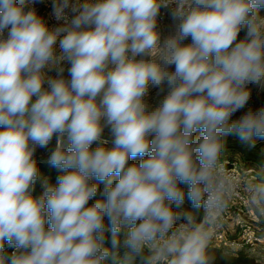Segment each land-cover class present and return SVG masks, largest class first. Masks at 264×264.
<instances>
[{
    "label": "clouds",
    "instance_id": "9594fccd",
    "mask_svg": "<svg viewBox=\"0 0 264 264\" xmlns=\"http://www.w3.org/2000/svg\"><path fill=\"white\" fill-rule=\"evenodd\" d=\"M35 2L0 0V264H210L225 138L264 140V0Z\"/></svg>",
    "mask_w": 264,
    "mask_h": 264
},
{
    "label": "built area",
    "instance_id": "2783aa9c",
    "mask_svg": "<svg viewBox=\"0 0 264 264\" xmlns=\"http://www.w3.org/2000/svg\"><path fill=\"white\" fill-rule=\"evenodd\" d=\"M51 17L55 21L52 11ZM168 22L169 18L162 13L161 29ZM220 167L229 178L230 186L225 195V206L220 210L216 224L210 228L212 235L208 248L258 258L264 252V198L255 189L264 186V182L254 168H246L237 160L220 163ZM185 204L189 207L186 211H191ZM195 215L199 218L203 213L196 212ZM5 250L12 251L7 245Z\"/></svg>",
    "mask_w": 264,
    "mask_h": 264
},
{
    "label": "trees",
    "instance_id": "16d2710c",
    "mask_svg": "<svg viewBox=\"0 0 264 264\" xmlns=\"http://www.w3.org/2000/svg\"><path fill=\"white\" fill-rule=\"evenodd\" d=\"M96 146V145H93ZM244 148V149H242ZM245 152L244 154V165L246 168H253L254 166L262 169L264 168V140H257L255 142V145H248L240 141V139L233 135L228 136L225 138V146L221 154L220 163L228 162L230 163L233 160V154L234 152ZM41 160H38V167L40 169L41 177L51 176L52 179H56V176L59 174L55 169L49 167L45 163L40 162ZM137 161H129V163H135ZM54 180H52L53 182ZM41 187L39 181L36 184L35 187V193L40 194ZM110 236V234H106ZM215 250V251H213ZM217 250L223 253L221 249L216 248H207L208 255L210 257V264H234L236 260L221 257L220 254L217 253ZM216 252L217 256H214L213 253ZM212 253V254H211ZM219 255V256H218ZM242 254H239L238 259H243L244 256H240ZM245 264H256L254 260H247Z\"/></svg>",
    "mask_w": 264,
    "mask_h": 264
},
{
    "label": "rangeland",
    "instance_id": "374dc122",
    "mask_svg": "<svg viewBox=\"0 0 264 264\" xmlns=\"http://www.w3.org/2000/svg\"><path fill=\"white\" fill-rule=\"evenodd\" d=\"M38 14L49 24V26H55L56 25V21H54L51 17V11H52V0H36L35 4L33 5ZM262 15H264V10H262L261 12ZM169 25H170V20L169 22L162 28V31H164L165 33H167V31L169 30ZM244 35V32L242 31L240 33V38H242ZM50 74H54V73H50ZM66 74V73H65ZM152 95H155V90H153V93ZM261 105H264V93H261L258 89L256 88H253L252 90V95H251V98L249 100V107H252V108H258L260 107ZM246 110V109H245ZM243 113L242 112H237L235 114V116L233 117L234 119L235 118H238L240 115H242ZM105 136L107 137L108 136V130L105 129ZM53 143H55V141H53ZM95 147V146H93ZM244 149V148H242ZM244 154L245 152H234V154L232 155L233 156V160H237L239 161L240 164H242L244 167ZM36 157L38 158V160H43L45 157H44V153L40 150L37 151L36 153ZM255 169V172L256 174L259 175L260 178H262L261 180L264 182V168L260 169L256 166L253 167ZM43 177H47L51 183H55L56 179H52L51 176H42ZM52 180H54L52 182ZM95 182V181H93ZM103 189V185H100L99 188H98V194L96 196L95 199H101V196L99 195V192L102 191ZM42 190V189H41ZM34 195H39V194H36L34 192ZM95 201H90L89 203H94ZM189 207L185 204L184 205V209L183 210H188ZM108 236V235H106ZM110 238V236H108ZM215 251V250H213ZM223 253H221L220 251L217 250V253L220 254V256L222 257H225V258H230V259H233V260H236L234 261L235 263L234 264H245L247 260H254V262L256 264H264V252L261 253V255H259L258 258H255V257H249L248 255L246 254H242L244 256L243 259H238V256L239 255H232V254H229L225 251H222ZM120 254L123 255V249H121L120 251ZM212 254V253H211ZM214 256H217L216 255V252L213 253ZM240 255V256H242ZM219 256V255H218ZM136 262H140L139 260H137Z\"/></svg>",
    "mask_w": 264,
    "mask_h": 264
}]
</instances>
